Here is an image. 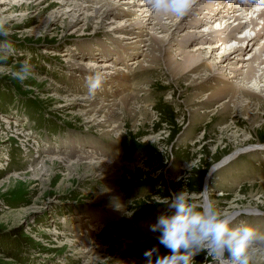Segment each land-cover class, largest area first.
<instances>
[{"label": "rangeland", "instance_id": "rangeland-1", "mask_svg": "<svg viewBox=\"0 0 264 264\" xmlns=\"http://www.w3.org/2000/svg\"><path fill=\"white\" fill-rule=\"evenodd\" d=\"M57 1L36 0L25 11L13 7L14 0L0 4L13 46L0 68L11 72L24 61L34 66L23 84L11 75H0V264H145L143 252L158 246L159 233L150 232L149 225L168 211L156 201L181 190L194 203L209 197L218 209L239 213L238 223H250L264 233V148L259 149L264 146V90H260L264 86L261 81L258 90L251 81L240 83L243 75L228 74L232 66L228 63L236 65L250 56L246 52L251 45L229 61H223L228 56L223 45L207 47L201 56L204 66L187 72L169 62L180 61L197 44H220L224 35L201 38L218 25L202 29L203 16L218 0H199L184 17L173 19L150 8L142 24L144 42L127 51L121 47L131 39L122 38L114 27L119 18L102 20L79 12L72 18L74 12L64 14L68 8ZM97 1L72 0L91 7L99 6ZM142 1L124 8L126 19L142 16L137 11ZM116 4L123 11L125 4ZM200 6L204 12L197 15ZM218 13L226 15L223 8ZM83 17L86 20L80 21ZM135 23L128 28L130 35L140 32ZM160 24L170 31H163ZM153 36L164 40L161 48L149 45ZM107 52L111 59L105 58ZM153 55L157 60L152 63ZM213 58L217 66H207L215 62ZM132 59L136 62L131 64ZM203 67L211 75L195 77ZM254 67L256 76L261 74ZM96 71L106 79L90 98L86 79ZM219 77L221 83L245 87L238 94L242 100L232 93L220 94L213 85ZM75 97L78 101H70ZM246 99L257 124H251V115L236 112L237 102L244 105ZM94 106L101 109L95 120L81 116L80 111ZM107 109L113 116L103 117ZM99 117L108 122L95 124ZM73 142L77 148L73 146L71 154L67 147ZM87 149L88 155L95 151L96 158L113 162L116 171L105 177L67 178L68 161ZM226 157L230 161L214 170ZM50 158L56 160L52 170L34 177V168L43 170ZM252 250L264 254V243ZM160 251L166 252L162 246ZM195 264L215 262L201 254Z\"/></svg>", "mask_w": 264, "mask_h": 264}, {"label": "bare ground", "instance_id": "bare-ground-1", "mask_svg": "<svg viewBox=\"0 0 264 264\" xmlns=\"http://www.w3.org/2000/svg\"><path fill=\"white\" fill-rule=\"evenodd\" d=\"M5 1L6 0H0V4H1V2H5ZM11 1H13V0H11ZM27 1L29 3H24L21 0H14V2H16V3H13L12 6L13 7L16 6L18 8H21L20 9L21 11H25V10H28V8L30 7L29 6L30 3H32V2H34L36 0H30V1L27 0ZM63 1H65V0H58L57 2L60 3L59 5L66 6L68 8V10L64 14H67V12H74L72 18L75 17L76 13H78V12L80 14H83V13L86 14L87 13L85 15L86 17L87 16H90V17L96 16V18H98V19L102 18V20L107 19V18L112 20L114 16H115V18H119L118 21H117L118 24L114 26L115 29L118 30V33H121L122 38H124L126 40L127 39L128 40L131 39L129 42H127L128 45H125L126 47L122 45L123 47H121V49H126L124 51L129 50L131 47H137L138 44L144 42L143 40H141V37L143 36L142 35V31H141L142 28H143V25L142 24L144 23L143 22L145 20L144 18L146 17V15H148V11H150V7L149 6H146V5H149L148 3H146V0H143L142 2H139V4H138L139 8L137 9V11H140L142 16H140V14H139V16H138V14L136 16V14H135L136 17L133 18L132 20L126 19V17L128 16V14L124 12V10H125L124 8H127L128 7V4H130V3L133 4L134 0H98L96 4H98L99 6H97V7H93V6L91 7V6H88L87 4L85 6V5H82V4H79V3H74V2H72V0H71V3L70 4H66L67 2H63ZM119 1H121V3H124L125 4V6L121 7L123 11H118L117 10L118 6H116L117 5L116 3L119 2ZM198 1L199 0H194L193 5L196 4ZM217 2L218 3L216 5L213 4V6L211 7V9L207 13H205V15L203 16L204 18H206V20H205L204 24L202 25V27H203L202 29H206L205 27L206 26H209V25L210 26H212L213 24L216 25V23H218V26H217V28L214 26V30L209 31V33L203 34L202 35L203 37H201V38L202 39L203 38L206 39L207 37L213 38V37H215V35H219V36L220 35H224L223 37H221L220 39H218V42H220V44L219 43H215V45L210 46L212 44L210 42H207V41L204 42V43L197 44V45H195V48L194 49L188 50L187 52L183 51L185 53H183L182 57L179 59L180 61H176V60L169 61L170 62V65L171 66L174 65V68H178L182 72L183 71L184 72H187V71H190V70H193V69H198L201 66H204L203 65L204 63H203V61L201 59V56L204 55V52L202 50H205V48H207V47H209V48L211 47V49H212V48H215V47H219L220 45H223L222 51L224 52V55H227L228 54V56H226V58H224L223 61L224 60H228L229 61L232 58L231 56L240 57L238 55H241L245 49L247 50V48L249 47L248 45H251L250 48H249V50H247V52H246V54L247 53L248 54L251 53L250 56L248 55L247 57H244V59H242L241 61H239V62L237 61L236 62V65L233 62H229L228 63L229 65H232V66L229 67V71L230 72L228 74H230V76H233V77H235V75H241V76L243 75L244 77L240 78L242 80V81H240V83H246V82L251 81V84H253L255 86V88L259 90L260 89L259 83L261 81L263 82V85L262 86H264V69H262V68H264V59L262 60V58H261L262 57V54H263L262 52H264V50H262V48H264V41H263V44L262 45L259 44V41H262L264 39L263 38V36H264V26L262 28L261 27H258L257 24L254 25L251 22V20H248L250 22L248 24H246V23L243 22V20L250 19L252 16H254L256 14L254 12H257V10H261L263 4L261 2H257L256 5H255L254 10L253 9L246 10L244 7H242V9L239 8V9H236V10H229V9H232V7L230 6V0H218ZM208 6H209V4L207 5V7H203V10L205 8H208ZM135 7H137V6L135 5ZM144 7H146V8H144ZM222 8H223V12L225 11L227 13L228 18L226 17V15L224 13H222V15H220L221 13L220 14L218 13L217 10L218 9L220 10ZM200 9H202L201 6L197 10V15H198V12L201 11ZM203 10L201 12H204L205 11V10L204 11ZM206 11H207V9H206ZM259 13L256 14V18H257V20H259L258 23L259 22H264V12H259ZM160 15L161 16L162 15H166V16H168L167 18H169V19H173V17H174L172 15L164 14V13H161ZM86 17L85 18L83 17L82 19H80V21L86 20ZM150 18L151 17H149L148 20ZM76 19H78V20H74V21L75 22H78L79 21V18H76ZM201 19H203V18H201ZM137 20H139V21H137ZM175 21H177V20H175ZM194 22H195V20H194ZM134 23H135V25L137 24V27L135 26V28L136 29H139L140 32L137 33V31H136L135 33H137V34L130 35L133 32L130 33L129 32L130 30L128 28L131 25H133ZM233 23H235V24L232 25ZM80 27H81V25H80ZM77 28L78 27H75V29H77ZM160 28L163 31H170L169 28L165 24H160ZM243 30H245L244 33L240 35V33H242ZM189 31L191 32V30H189ZM238 33H239L240 36L239 35L236 36V34H238ZM123 35H125V36H123ZM257 41H258V43H257ZM163 42H164V40L161 39V38H159V36L158 37L157 36L156 37L153 36V38L152 37L150 38V44L149 45H151V43H152L153 46L151 45V47L156 48V45H158V47L161 48L163 46L162 45ZM257 44H259L260 46L255 47L254 48V52H252L253 47L254 46H257ZM217 45H219V46H217ZM197 50H198V52H196ZM92 53L93 54H96V52H92ZM205 53L207 54V52H205ZM212 53H213V51H212ZM109 54H110V52L105 53L104 54L105 55V58H110L111 56ZM121 57H122V55H121ZM121 57H120V55H119V57H117L119 61H120V58ZM150 58H151L152 63L157 60V59H155V55H153ZM133 59H135V58H133ZM133 59H132V61H130L131 64L134 63V62H136V61H133ZM136 59H138V58L136 57ZM215 59L213 58L212 60L214 61ZM221 61L222 60H219V63ZM137 63H139V60H138ZM142 63H144V62H142ZM209 64L207 66H210L211 67V66H214L215 64L217 66L216 60H215V62H213L212 65H209ZM254 64L256 65V67H259V70L262 71L261 74H259L258 76H256V74H255L256 70H255ZM139 65H140V63H139ZM221 67L222 68H225L224 71L227 70V68H226L227 66H224L223 65ZM116 68L115 69L112 68V69L116 70ZM219 68H220V66H219ZM240 69H241V71H242V69H244L242 72H244L245 74L244 73L241 74ZM119 70H120V68H117L116 71H119ZM207 70H208L207 67L201 68V70H198L197 71L198 74H196L195 77L197 76V78H198V77H202V75H206V76L207 75H211L209 72H207ZM116 71H115V73H116ZM216 76H218V75H216ZM120 77H124V76H120ZM226 79H228V78H226ZM221 81H222V79H221V77H219V78H217L216 83L213 84L214 86H217L218 90L220 91L219 92L220 94L223 93V95H224L225 93L226 94L232 93V96L234 97V99L242 100V99H240V97L238 96V94L240 93L241 90H244L245 87L242 89V88H240L239 84L238 85L237 84L236 85H233V84L231 85V84H224L223 82H222L223 85H221L222 84ZM260 90L263 91L264 89H260ZM210 93H212V92H210ZM248 95H249V93H248ZM254 95H255V93H254ZM78 99H79L78 97H75L74 99H71L70 101L76 102V101H78ZM246 101H247V104H246V102H244V105H242L241 103H238L239 101L237 102L236 112L241 113V114H249V115H251L250 116V122H251V124L252 123H256V124L259 123L258 117H255V115H252V114L249 113V111H251L249 105H251V104H249L248 102H251V101H248L247 99H246ZM120 102L122 103V105L124 104L123 103L124 101L120 100ZM68 103L69 102H67L65 104H68ZM83 103L80 104L81 107H87L88 106V104H83ZM89 104H92V103H89ZM252 105H254V104L252 103ZM61 106H64V105L61 104L59 106V108ZM233 106H234V104H233ZM100 110L101 109H97L94 106V107H91V108H89L88 110H86L84 112H81L80 111V113H81V116H85V118L89 121V120H95L96 118H94V116ZM105 111L107 113L103 114V117H105V116H113L112 115L113 114L112 113V109H107ZM103 120H104L103 118H100L95 124H102L100 122H102ZM107 120H104V121L106 122ZM98 126H101V125H98ZM106 130H108V129H106ZM74 144L75 143L73 142L72 143V146H68L67 147L68 148L67 150H69L71 154L74 153L75 147H73V146H76ZM251 146L252 147H255L253 145H251ZM88 147L89 148L90 147L93 148L94 146L93 145H90ZM258 147H259V145H258ZM76 148H77V146H76ZM107 148H109V147H107ZM261 148L262 149L264 148L263 144L261 145V147H259V149H261ZM248 149L249 150H253V149H250V148H248ZM65 151L66 150H64V152ZM89 151L91 152V150L87 149L86 153L85 154H79L78 157L76 158V160H74V161H68V165L65 167V169H66L65 171H67V173H66L65 176H67V178H71V175L73 177H74V175L82 176V178H84L83 176H85V177H91V175H93V177H99V176L105 177V175H110L111 172H115L116 171V169L114 168L115 165H114L113 162H110V161H108L106 159L105 160H102L99 157L96 158V155H95L96 152L95 151H94V154L88 155L90 153ZM92 152H93V150H92ZM245 152H247V151H245ZM237 154H239V152H237L236 155ZM53 157H56V155H54ZM65 158L66 157H63V161H64ZM229 158L230 157H226V158L222 159L217 164V167L215 166V169L214 170H216L217 168L219 169V167H221L222 165L225 166L230 161ZM45 163L46 164H44V169L41 170V171H38L37 169L34 168V170H33V176L34 175H37V177H38V175L43 174L42 173L43 171L44 172L45 171L48 172V170H52V167L56 164V160L53 159V158H50V159H47L45 161ZM81 171L83 172L82 174H80ZM253 187H250L249 189H251ZM258 188L261 189V187H259V186H258ZM250 192H252V191L250 190ZM79 218L81 219V217H79ZM139 243H142L143 244V242H139ZM85 245L87 246V244H85ZM142 248L143 249L146 248V245L143 244ZM94 253L92 254L93 256H94ZM258 255H259V257H258ZM251 261L253 262V264H263V262H264V254H263V252H259V251L257 252L256 250H251Z\"/></svg>", "mask_w": 264, "mask_h": 264}, {"label": "clouds", "instance_id": "clouds-1", "mask_svg": "<svg viewBox=\"0 0 264 264\" xmlns=\"http://www.w3.org/2000/svg\"><path fill=\"white\" fill-rule=\"evenodd\" d=\"M156 13L184 17L192 8L194 0H147ZM8 21L0 16V64H6L13 53L9 41ZM34 72V66L24 61L18 68L6 72L0 68V75L8 74L21 84ZM105 75L96 71L86 79L87 93L94 98L105 82ZM167 206L156 222L149 225V231L156 236L158 246L143 252L145 264H195V258L205 254L215 264H251V250L254 245L264 243V233L256 226L237 222L239 213L218 209L207 196L200 203H194L184 190L173 193L170 198L156 201ZM160 246L166 252L160 251Z\"/></svg>", "mask_w": 264, "mask_h": 264}]
</instances>
